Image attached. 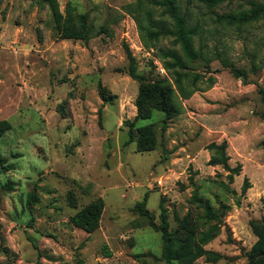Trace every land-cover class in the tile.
<instances>
[{"label": "rangeland", "instance_id": "obj_1", "mask_svg": "<svg viewBox=\"0 0 264 264\" xmlns=\"http://www.w3.org/2000/svg\"><path fill=\"white\" fill-rule=\"evenodd\" d=\"M135 1L0 0V120L10 125L0 136V185L10 186L0 189V264H180L162 257L161 232L137 202L180 238L194 230L207 250L195 264H246L253 223L264 224V17L240 16L264 0H176L201 52L177 69L188 73L187 98L159 56L179 45L157 33L150 47L140 32L151 38L172 19ZM81 16L86 37L65 36ZM126 48L142 81L129 74ZM157 79L175 89L181 112L165 117L143 98L153 117L135 122L127 142L140 87ZM147 123L153 135L136 130ZM151 138L154 149L139 151ZM223 140L228 165L241 166L232 181L208 164V145ZM97 199V226H75L71 216Z\"/></svg>", "mask_w": 264, "mask_h": 264}, {"label": "trees", "instance_id": "obj_2", "mask_svg": "<svg viewBox=\"0 0 264 264\" xmlns=\"http://www.w3.org/2000/svg\"><path fill=\"white\" fill-rule=\"evenodd\" d=\"M216 1V0H213ZM154 5L161 7V14L167 15L173 21V26L167 27L163 23L157 24L155 26L157 30H153L151 28L149 30L151 38H148L143 34V29L140 27V32L143 41L148 46L152 47L154 45L153 40L157 33L163 34L165 36H171L174 38V44L179 45L181 53L176 50L170 48H160L159 56L162 60L163 66L166 70L171 71L174 76L175 83L180 91V96L183 98H187L190 95V92H184L181 88V78L188 75L187 72L178 73L177 69H183L186 67L187 61H193L197 57H200L201 52L195 50L193 46V37L196 35V29L187 24V19L184 14L180 13L176 4V0H151ZM142 0H136L135 5L137 9L141 8ZM252 7L249 12L242 13L240 16V20L245 22L256 20L260 17H264V4L260 3H251ZM81 19V28L79 31L74 30L72 27L66 28L64 32H62L65 36H81L86 37L87 33V25L85 18L83 16ZM127 57L129 58L130 65L132 66L129 69V74L133 78H140L134 73L133 63L134 58L132 57L128 48H126ZM244 72H240L239 76H243ZM192 85L191 92H194L198 89L194 88V84ZM178 94L175 89L171 86L168 80L166 79H157L152 81L150 84L142 85L140 87V94L138 99L136 100V109L137 114L134 119L128 123V140L127 142L132 141L133 137V128L135 122L138 120H147L153 117L152 110L148 112L143 111V101L142 99H155L156 109L159 112L164 113L165 117H170L169 115L174 114L178 115L181 112V104L176 102L178 99ZM10 128L9 123L6 120H0V136L2 133ZM153 126L151 123L141 124L137 126V131L148 130L151 135H153ZM154 138H151V144L146 148H140L139 151H149L154 149V144L152 142ZM138 146V140H137ZM227 142L223 140L221 143H211L208 145V148L212 150L211 157L208 161L209 165H222L224 169H226L229 174V180L232 181L235 175H238L241 166L230 167L228 165L229 156L226 154ZM5 167L12 168L11 164H7ZM9 184L0 185V189H9ZM246 187H243V191H245ZM198 201L203 202L202 199L198 198ZM225 205V204H224ZM223 205V206H224ZM137 211L146 215L149 218V225L152 226L156 231L161 232V240H162V257L165 260L177 259L180 264H195V261L205 255L207 250L204 248L203 244L196 239L195 232L193 229L190 230L189 235L185 238H180L177 234V231H170L168 229V224L165 219H163L159 224H156L153 220V215L151 212L143 206V202H137L135 204ZM225 208L228 206L225 205ZM103 208V201L101 199H97L71 216V222L80 228H83L87 231L93 230L97 226V220L99 219L101 210ZM203 208L208 216V218H214L215 212L213 208L209 205L208 202H203ZM253 223V233L256 236V241L251 246L250 250L247 252V262L246 264H264V224L254 226ZM218 224H214L211 226V230L206 234L207 241L216 235L218 232ZM175 248V249H174Z\"/></svg>", "mask_w": 264, "mask_h": 264}]
</instances>
